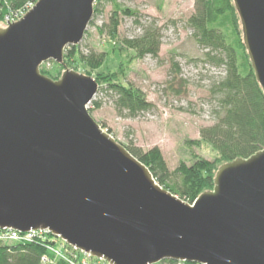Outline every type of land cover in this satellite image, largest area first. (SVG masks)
Here are the masks:
<instances>
[{
    "label": "water",
    "instance_id": "water-1",
    "mask_svg": "<svg viewBox=\"0 0 264 264\" xmlns=\"http://www.w3.org/2000/svg\"><path fill=\"white\" fill-rule=\"evenodd\" d=\"M98 0H39L0 24V230L48 231L109 264H264V149L189 204L93 119V78L41 73L78 48ZM264 92V0H234Z\"/></svg>",
    "mask_w": 264,
    "mask_h": 264
},
{
    "label": "trees",
    "instance_id": "trees-1",
    "mask_svg": "<svg viewBox=\"0 0 264 264\" xmlns=\"http://www.w3.org/2000/svg\"><path fill=\"white\" fill-rule=\"evenodd\" d=\"M37 1L1 0L0 21ZM103 1L111 2L114 11L109 24L101 28L100 33L107 30L108 35L117 40L120 14L130 17H138V14L118 4L117 0H98L94 16L102 13L99 4ZM186 27L205 51V62L224 72V77L212 88L219 109L215 111L216 122L200 131V141L217 153L216 159L209 162L197 157L191 166L182 163L171 173L159 148L144 152L133 146L124 147L150 170L161 187L193 204L201 195L213 190L221 167L237 159H248L264 149V92L244 43L243 27L234 0H195V12L186 21ZM121 42L127 49L134 50L139 58L157 57L161 49V36L155 30H147L140 39ZM77 56L89 69L80 75L93 78L99 88L102 86L100 89L110 94L120 117L136 119L153 109L146 95L132 84L121 82L117 73L94 76L93 71L106 61L105 53L97 54L92 50L85 55L78 48L71 47L63 63L57 64L62 72L54 80L61 79L69 71V60ZM43 74L47 76L46 71ZM93 104L97 109L101 107L99 103ZM50 245H53L51 235L46 239L36 237L31 242H0V264H43L42 258L49 256ZM51 260L53 264H67L63 260ZM160 264L191 263L164 261Z\"/></svg>",
    "mask_w": 264,
    "mask_h": 264
},
{
    "label": "rangeland",
    "instance_id": "rangeland-1",
    "mask_svg": "<svg viewBox=\"0 0 264 264\" xmlns=\"http://www.w3.org/2000/svg\"><path fill=\"white\" fill-rule=\"evenodd\" d=\"M117 3L136 12L138 17L120 14L119 37L114 40L107 30L100 33L109 24L114 5L101 2L102 13L94 16L78 49L85 55L92 50L105 53L106 61L93 71L94 76L117 73L121 82L140 89L153 109L136 119H124L117 114L114 99L100 86L88 106L91 116L122 146L144 152L159 148L171 173L182 163L191 166L197 157L213 162L217 153L200 141V131L216 122L215 111L219 109L212 88L224 77V72L205 62V51L186 27V21L195 12V0H117ZM0 24L4 25V21ZM147 30L160 34V53L157 57L139 58L121 41L140 39ZM69 50L71 47L66 54ZM40 70L53 80L62 72L54 62L44 64ZM68 70L84 74L89 69L77 56L69 60ZM93 102L101 107L97 109Z\"/></svg>",
    "mask_w": 264,
    "mask_h": 264
},
{
    "label": "built area",
    "instance_id": "built-area-1",
    "mask_svg": "<svg viewBox=\"0 0 264 264\" xmlns=\"http://www.w3.org/2000/svg\"><path fill=\"white\" fill-rule=\"evenodd\" d=\"M37 2L29 3L19 12L7 16L4 20V25L8 26L9 23H16L18 20L23 18L30 10H32L33 7L37 4ZM49 235H51V233H49L48 231H30L27 234H22L16 231L0 230V242H31L36 237L46 239ZM52 241L53 245H50L48 247L49 256H44L42 258L43 264H53L51 259L63 260L67 264H109L103 259L91 257L85 252H82L77 248L68 245L60 238L52 236Z\"/></svg>",
    "mask_w": 264,
    "mask_h": 264
}]
</instances>
